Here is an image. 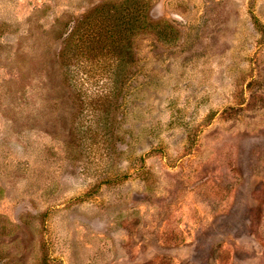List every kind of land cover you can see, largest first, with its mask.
Listing matches in <instances>:
<instances>
[{"label":"rangeland","instance_id":"obj_1","mask_svg":"<svg viewBox=\"0 0 264 264\" xmlns=\"http://www.w3.org/2000/svg\"><path fill=\"white\" fill-rule=\"evenodd\" d=\"M104 1L0 0V264H264V0H135L120 67Z\"/></svg>","mask_w":264,"mask_h":264},{"label":"trees","instance_id":"obj_2","mask_svg":"<svg viewBox=\"0 0 264 264\" xmlns=\"http://www.w3.org/2000/svg\"><path fill=\"white\" fill-rule=\"evenodd\" d=\"M107 1L88 11L81 27H87L89 37L93 39L94 36L93 40L101 43L100 58L110 57L113 64L120 67L125 63L123 46L145 26L147 16L145 6L135 0ZM85 42H89L88 39Z\"/></svg>","mask_w":264,"mask_h":264}]
</instances>
